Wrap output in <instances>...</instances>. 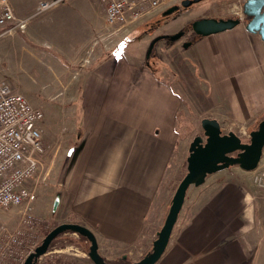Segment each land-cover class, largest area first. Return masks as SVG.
<instances>
[{
    "label": "crops",
    "instance_id": "1",
    "mask_svg": "<svg viewBox=\"0 0 264 264\" xmlns=\"http://www.w3.org/2000/svg\"><path fill=\"white\" fill-rule=\"evenodd\" d=\"M9 1L17 16L26 17L42 0ZM9 29L0 27V80L17 92H24L22 71L46 76L44 68L51 72L52 61H61L66 74L77 66L75 97L81 112L73 163L82 167L67 169L59 191L60 199L73 207L77 218L73 223L95 234L99 252L103 243L109 247L138 244L162 218L169 200L167 170L180 136L178 96L141 63L144 47L121 46L115 53L114 45L109 50L99 46L90 56L95 37L112 30L102 0H70L23 33ZM189 48L212 101L234 110L232 131L254 129L264 114L261 38L238 26L204 37ZM222 118L224 114L214 117L223 125ZM207 183L206 179L194 187L198 191L192 200L188 191L178 218L182 221L185 216L184 224L172 234L159 264H243L246 260L247 244L257 240L253 235L262 203L239 182Z\"/></svg>",
    "mask_w": 264,
    "mask_h": 264
},
{
    "label": "rangeland",
    "instance_id": "2",
    "mask_svg": "<svg viewBox=\"0 0 264 264\" xmlns=\"http://www.w3.org/2000/svg\"><path fill=\"white\" fill-rule=\"evenodd\" d=\"M181 1L170 3L151 15L129 24L128 33L120 35L112 44L114 45L112 50L116 51L115 53L121 50V46L144 47L141 50V54L143 53L141 63L144 62L148 71L160 77L181 102L176 118V127L180 135L179 143L173 151L167 170L166 199L169 200L164 205L162 218L156 220L154 227L147 230L150 232L147 237L134 246L122 247L111 244L109 247L103 243L100 254L112 264L137 262L152 251L153 242L164 225L174 194L187 174L190 144L195 137H204L201 121L204 118L214 119L224 114L225 118H222L223 125H221L223 133L233 132L232 129L236 127L234 125L236 121L232 119L234 110L229 108V111L225 107H219L218 102L212 101L211 90L204 80L202 69L196 61L193 50L184 49L183 44L190 41L195 46L204 38L196 35L192 30V23L197 19H239L241 21L239 26L245 28L250 19L244 13V4L247 0H204L189 7H183ZM174 5H179V10L165 15V12ZM180 31H185L182 39L176 42L169 39L159 41L151 56L147 58V51L153 38L161 34L172 35ZM134 42L136 43L133 44ZM89 59H91L90 56ZM56 63L52 61L51 72L44 68L48 71L46 76H36V73L29 70L22 71L19 75L23 81L21 87L24 92L21 94L44 113V139L49 147V152L44 158L45 166L41 180L46 173L48 177L45 183H39L36 187L35 200L31 205L34 215L40 221L37 228L39 244L58 225L73 223L77 219L73 213V207L67 206L65 199H60L59 195L60 184L63 182L67 169H74L76 166L73 163L74 155H76L75 146L78 144L75 127L79 112H81L80 101L75 97L78 92L75 84L78 78L75 73L77 66L74 67V72L70 71L66 74L62 62ZM37 68L43 67L39 65ZM263 118L264 114L251 131L258 128ZM250 132L239 133L238 131L240 135L236 134L247 143L250 141ZM81 167L82 164L78 163L75 170L78 171ZM263 170L264 163L261 162L254 171L246 172L237 166L212 174L207 178V185L226 181L244 184L254 192L253 196H256V200L263 205L258 216L259 224L255 229L256 234L253 235H257V240L255 243L253 241L252 244H247L248 251L244 253L246 260L243 264H264V189L255 181V177ZM197 191L194 187L190 188V200ZM56 201L58 205L55 209ZM187 207L185 206L184 212ZM21 211V208L11 211L0 209V231L2 229L13 231L19 228L22 220ZM184 218L185 216L182 221L180 219L177 222L174 234L184 224ZM89 247L90 243L86 238L67 232L54 240L49 252L40 258L38 264H93L88 257ZM125 254L128 256L126 260L123 259Z\"/></svg>",
    "mask_w": 264,
    "mask_h": 264
},
{
    "label": "built area",
    "instance_id": "3",
    "mask_svg": "<svg viewBox=\"0 0 264 264\" xmlns=\"http://www.w3.org/2000/svg\"><path fill=\"white\" fill-rule=\"evenodd\" d=\"M69 1L42 0L30 15L19 17L9 0H0V27L9 26L7 31L23 33L34 21ZM102 1L106 5L107 24L112 30L95 37L90 56L99 46L109 50L116 38L128 33L129 24L181 0ZM44 118V113L24 95L0 80V209H22L21 226L13 231H0V264H25L40 245L37 236L40 221L31 205L36 187L48 177L46 173L41 180L44 158L49 152L44 139ZM255 181L264 189V170Z\"/></svg>",
    "mask_w": 264,
    "mask_h": 264
},
{
    "label": "water",
    "instance_id": "4",
    "mask_svg": "<svg viewBox=\"0 0 264 264\" xmlns=\"http://www.w3.org/2000/svg\"><path fill=\"white\" fill-rule=\"evenodd\" d=\"M204 0H183L181 5L189 7ZM179 5L169 8L165 15L178 11ZM244 13L250 18L245 27L246 31L258 35L264 43V0H247L244 4ZM241 24L239 19L201 18L193 21L192 30L200 37H208L233 30ZM185 31L172 35H160L152 40L147 51L149 58L156 44L164 39L176 42L182 39ZM192 42H185V49L191 47ZM203 136H197L189 147L187 158V174L181 180L172 199L164 225L153 243L152 251L137 262L127 264H157L164 255L179 215L184 206L187 193L191 187L203 185L208 176L231 167H239L246 172L258 168L264 152V118L258 128L250 132V141L244 142L236 133H223L221 124L216 119L204 118L201 121ZM58 201L54 208L56 209ZM67 232L78 234L90 243L88 257L93 264H112L99 252L95 234L87 227L78 223H64L51 230L26 260L25 264H37L39 259L46 255L54 240ZM126 260V256L124 257Z\"/></svg>",
    "mask_w": 264,
    "mask_h": 264
},
{
    "label": "flooded vegetation",
    "instance_id": "5",
    "mask_svg": "<svg viewBox=\"0 0 264 264\" xmlns=\"http://www.w3.org/2000/svg\"><path fill=\"white\" fill-rule=\"evenodd\" d=\"M182 2V1H181ZM194 5V4H193ZM180 7V6H179ZM179 10V9H178Z\"/></svg>",
    "mask_w": 264,
    "mask_h": 264
}]
</instances>
